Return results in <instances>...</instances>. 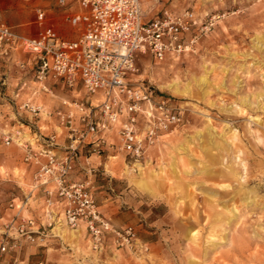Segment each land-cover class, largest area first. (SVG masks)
Here are the masks:
<instances>
[{"label": "rangeland", "instance_id": "rangeland-1", "mask_svg": "<svg viewBox=\"0 0 264 264\" xmlns=\"http://www.w3.org/2000/svg\"><path fill=\"white\" fill-rule=\"evenodd\" d=\"M188 9L198 19L194 48L163 62L140 55L132 76L171 96L184 123L161 137L142 164L131 166L113 151L95 155L92 172L77 170V180L90 181L102 214L118 229L132 225L136 240L118 247L112 236L97 251L84 228L70 229L61 213L37 250L21 246V258L31 264H264V0H159L148 17ZM0 15L17 31L35 36L40 30L23 0H0ZM52 22L74 37L65 19ZM30 57L19 53L0 62V247L5 223L17 212L12 199L19 203L33 184L22 177L23 142L40 147L41 132L63 142L56 110L65 101H86L81 88L39 80ZM174 82L185 95L162 88ZM27 100L44 111L22 109ZM26 209L21 214L28 216ZM15 254L0 253V260L18 264Z\"/></svg>", "mask_w": 264, "mask_h": 264}, {"label": "built area", "instance_id": "built-area-1", "mask_svg": "<svg viewBox=\"0 0 264 264\" xmlns=\"http://www.w3.org/2000/svg\"><path fill=\"white\" fill-rule=\"evenodd\" d=\"M23 1L36 12L40 30L35 36L17 31L0 15V62L19 53L31 55L29 62L39 80L49 78L64 88H81L86 101H65L56 110L59 125L66 130L62 143L56 134H42L38 148L23 142V160L36 168L34 180L29 195L10 203L17 212L5 223L0 253L14 251L24 239L36 240L45 230L43 223L34 229L35 219L21 214L33 192L46 197L48 227L60 219L59 211L70 229L84 228L97 251H103L112 236L118 247L131 246L135 228L114 227L100 211L90 181L77 180L73 174L77 168L92 172L89 157H110L113 151L122 153L131 166L142 164L161 137L184 123V110L171 96L132 76L140 55L163 62L192 50L198 19L189 9L148 17L159 0ZM56 17L73 27L74 37L52 22ZM21 108L34 115L44 111L42 104L30 100ZM16 138L19 141V134ZM13 141L12 136L5 137L7 145ZM18 263L31 264L25 259Z\"/></svg>", "mask_w": 264, "mask_h": 264}, {"label": "crops", "instance_id": "crops-1", "mask_svg": "<svg viewBox=\"0 0 264 264\" xmlns=\"http://www.w3.org/2000/svg\"><path fill=\"white\" fill-rule=\"evenodd\" d=\"M42 134H44V133L41 132L38 136H36V141H37L39 146L41 145L40 141H42V138H41ZM60 143H62V142H60ZM59 149H62V147H60ZM94 156L95 155H92L91 157H89L90 166H94V163H91V159ZM22 161H23V164H25V166H26V172H24L22 177L24 179H27L28 182L33 181V175H34V172L36 170L35 166L26 164L23 159H22ZM77 170H78V168L75 169L74 174H73V178H75V179L78 178ZM31 188H32V186H31ZM30 190H29L28 194H26V195L30 194ZM45 198L46 197H45L43 192H39L37 194H36V192H33L32 196H30V199H34L36 205H34V206L30 205V206L27 207L26 210L28 211V216L33 217L35 219L34 229L41 228V223H43L44 226H45V230L42 231V229H41V235H38V237L34 241H30V240H27V239L22 240L21 246H23V247L27 246V248H35L34 250H37L38 246H40L42 244V243H40V241L47 240L48 236L50 234V231L55 227V225L50 226V227L47 226V224L49 222L48 221L49 219H48V217H47V215L45 213V211H46ZM56 211H57V209H56ZM57 212H58L57 215H61V213L59 211H57ZM3 218H5V217H3ZM3 218H1V219H3ZM44 220H46V221H44ZM21 246L15 248V250H14L15 253H16L15 256H14V261L17 260L19 262L22 259L29 260V257H26V256H23V258H21V256H20L21 252L20 251H22L21 249L23 248V247L21 248ZM17 261H15V262H17ZM3 264H4V261H3Z\"/></svg>", "mask_w": 264, "mask_h": 264}, {"label": "bare ground", "instance_id": "bare-ground-1", "mask_svg": "<svg viewBox=\"0 0 264 264\" xmlns=\"http://www.w3.org/2000/svg\"><path fill=\"white\" fill-rule=\"evenodd\" d=\"M163 89L164 88H166L167 90H170V91H172V92H174V93H176V94H178V95H185V90H183V89H181L180 88V86L178 85V83L177 82H174V83H172L171 85L169 84V86H167V87H162ZM194 240L195 241H197L196 239H195V237H194ZM213 240H211L210 242H209V244H216V243H214V242H212ZM199 243V242H198ZM241 244V243H240ZM196 251V252H195ZM198 252H197V250L195 249V248H193L192 249V255L194 256V255H196ZM218 258V257H217ZM207 260V259H206ZM212 260V259H211ZM259 261V260H258ZM196 264V263H195ZM211 264H222V263H220L219 262V260H216L215 261V263H211ZM233 264V263H232ZM261 264V263H260Z\"/></svg>", "mask_w": 264, "mask_h": 264}]
</instances>
